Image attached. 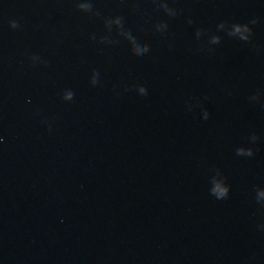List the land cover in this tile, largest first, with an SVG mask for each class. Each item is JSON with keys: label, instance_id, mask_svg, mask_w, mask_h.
I'll use <instances>...</instances> for the list:
<instances>
[{"label": "water", "instance_id": "obj_1", "mask_svg": "<svg viewBox=\"0 0 264 264\" xmlns=\"http://www.w3.org/2000/svg\"><path fill=\"white\" fill-rule=\"evenodd\" d=\"M0 137V264H264V0H0Z\"/></svg>", "mask_w": 264, "mask_h": 264}, {"label": "clouds", "instance_id": "obj_2", "mask_svg": "<svg viewBox=\"0 0 264 264\" xmlns=\"http://www.w3.org/2000/svg\"><path fill=\"white\" fill-rule=\"evenodd\" d=\"M257 20H252L250 23H235L233 24V30L229 31V35L236 37L237 34L239 35V39L243 40V41H248L251 39V34H252V28H251V24H255L257 23ZM226 23H221L219 25L220 28L225 27ZM18 23L13 21L11 23V27L13 29H16L18 27ZM221 37L219 36H215L213 38V43H218L220 41ZM145 51H148V48H145ZM96 81L93 80V84L95 85ZM141 94L143 95H147L148 90L145 87H141L140 89ZM74 92L72 91H68L64 96H63V100L64 101H72L74 99ZM3 138L0 137V142H2ZM228 189L224 188L220 185H217V187L215 189H213V194H217L219 197L223 198L224 196L227 195Z\"/></svg>", "mask_w": 264, "mask_h": 264}]
</instances>
